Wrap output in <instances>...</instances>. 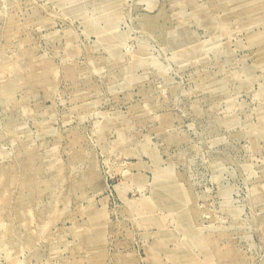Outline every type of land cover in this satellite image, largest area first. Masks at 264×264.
Segmentation results:
<instances>
[{"label": "rangeland", "instance_id": "1", "mask_svg": "<svg viewBox=\"0 0 264 264\" xmlns=\"http://www.w3.org/2000/svg\"><path fill=\"white\" fill-rule=\"evenodd\" d=\"M0 264H264V0H0Z\"/></svg>", "mask_w": 264, "mask_h": 264}]
</instances>
